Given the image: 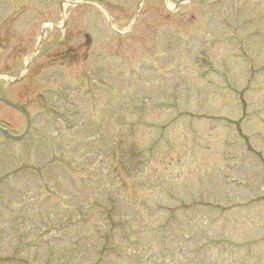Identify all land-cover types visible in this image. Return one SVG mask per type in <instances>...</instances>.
I'll return each instance as SVG.
<instances>
[{
    "label": "rangeland",
    "instance_id": "obj_1",
    "mask_svg": "<svg viewBox=\"0 0 264 264\" xmlns=\"http://www.w3.org/2000/svg\"><path fill=\"white\" fill-rule=\"evenodd\" d=\"M96 1L0 0V264H264V0Z\"/></svg>",
    "mask_w": 264,
    "mask_h": 264
},
{
    "label": "water",
    "instance_id": "obj_2",
    "mask_svg": "<svg viewBox=\"0 0 264 264\" xmlns=\"http://www.w3.org/2000/svg\"><path fill=\"white\" fill-rule=\"evenodd\" d=\"M0 101H2L4 104L8 105L9 107L21 112L27 119V128L29 127L30 122H29V119H28V115L25 113V111H23L21 108L15 106V105H12V104H10V103L2 100V99H0ZM0 132L3 133L8 139L13 140V141L20 140V139H22L24 137V134L21 135V136H13L8 131H6L5 129H3L1 127H0Z\"/></svg>",
    "mask_w": 264,
    "mask_h": 264
},
{
    "label": "bare ground",
    "instance_id": "obj_3",
    "mask_svg": "<svg viewBox=\"0 0 264 264\" xmlns=\"http://www.w3.org/2000/svg\"><path fill=\"white\" fill-rule=\"evenodd\" d=\"M63 16H64V18H66V15L65 14Z\"/></svg>",
    "mask_w": 264,
    "mask_h": 264
}]
</instances>
